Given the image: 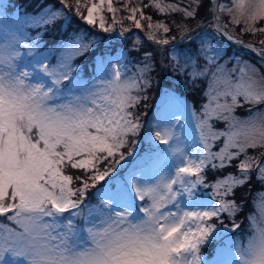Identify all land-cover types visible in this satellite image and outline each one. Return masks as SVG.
<instances>
[{"label":"snow or ice","instance_id":"snow-or-ice-1","mask_svg":"<svg viewBox=\"0 0 264 264\" xmlns=\"http://www.w3.org/2000/svg\"><path fill=\"white\" fill-rule=\"evenodd\" d=\"M147 7L193 20L204 7L214 29L176 23L187 43L161 71L194 89L202 84V98L197 109L165 93L164 123L150 135L167 145L160 151L171 163L151 175L126 166L139 154L144 125L134 110L153 86L155 53L133 63L123 49L102 51L85 79L76 61L106 37L68 31L79 20L100 33L121 25L124 37L125 21L143 30L147 20V40L169 45L156 37L172 29L152 23ZM229 24L264 36V0H40L33 12L0 0V264H221L202 248L241 228L237 189H251L253 178L264 187V39L245 45ZM49 28L67 33L49 50L55 63L39 51ZM217 37L254 53L259 67L239 57L232 68L220 63ZM141 43L137 36L134 49ZM173 106L188 113L187 129ZM209 172L224 175L209 181ZM200 188H211V197L201 198ZM253 205L258 217L248 215L247 235L227 264H264V191Z\"/></svg>","mask_w":264,"mask_h":264},{"label":"rangeland","instance_id":"rangeland-1","mask_svg":"<svg viewBox=\"0 0 264 264\" xmlns=\"http://www.w3.org/2000/svg\"><path fill=\"white\" fill-rule=\"evenodd\" d=\"M181 5H187L189 0H180ZM151 0H143L144 4H149ZM167 3H176L178 0H165ZM140 0H133V4H139ZM220 3L228 4L229 0H220ZM179 4V2L177 3ZM31 5L30 7H32ZM117 7H120V4L116 5ZM142 6V5H141ZM206 7V6H205ZM17 11L24 12V10L16 9ZM204 17H206V20L203 22V16H201L200 19L196 20V23H202L204 32H212L214 31L213 28L209 27L208 24V14L203 8ZM144 14L145 16H150L152 18V23L156 22H163L167 24L172 31L168 34H164L162 31L157 33V39L162 38H168L170 40L169 45H158L155 44L160 48L161 53V60L164 53V64L167 63V59H170L173 50L179 52L182 49L179 47L182 44H186V41H181L179 34L181 31L176 27V23H184L186 24L187 18H184L182 13H178V16L180 15L182 20L179 19V17L176 15V13L167 15L171 16L170 20L163 19L162 13H159L155 8L153 7H147L144 8ZM105 15H108L105 13ZM118 16H127V12H121L117 14ZM223 15V18H222ZM175 16V17H172ZM221 21L222 24L228 23V18L225 14H221ZM175 22V23H174ZM214 23V22H213ZM142 24L144 25L143 30L136 29L135 26L129 22L125 21L123 24L124 28H130L131 34L126 33L124 37H120L118 35V32L120 30L121 25H117V31L113 33H100L98 29L91 28V26H88L84 24L82 21L79 20H73L72 25L69 27L68 31L71 32L73 30L77 29H83L85 33L97 34V40H100L102 37H106V39L103 40V43H101L97 48H99V51H113V54H115L116 51H120L121 49L125 50L126 52L131 53L129 56V60H131L133 63L136 61H139L142 59L143 54H138L140 50V46L145 41V38L147 39V20H142ZM243 25L240 26H234L229 24L228 31L231 35L235 36L237 39L243 41L240 37L242 34L246 35V33L241 32V28ZM100 33V34H99ZM30 35H35L36 30H29ZM250 34V33H248ZM252 35V34H250ZM260 35V34H257ZM139 36L141 38L142 43L138 46L139 50L134 49V44L136 43V38ZM262 36V35H261ZM172 37H175L173 40ZM179 37V38H176ZM67 38V33H65L63 30H57L55 28H49L47 33L43 36V38L39 41V44L41 45L39 51L47 53L49 57V61L51 63H55L57 58V53L55 51H49L51 49H55L56 45L60 43L62 39ZM143 38V39H142ZM223 38V37H222ZM225 40V38H223ZM264 39V36L262 37ZM119 41L117 44L115 41ZM48 42V44H47ZM148 42L153 43L152 41L148 40ZM226 43L219 44L222 49L225 52V55L220 60V63L225 64L226 67L232 68L236 63V58L239 57L243 61H250L252 64H256L257 67L259 65L257 64L256 58H247L246 55L248 54V51L238 44H231L230 42L226 41ZM244 43V41H243ZM109 45L111 47H109ZM119 45V46H118ZM231 46V47H230ZM257 47H260V45H256ZM145 47L150 48L148 44L145 45ZM232 48V49H230ZM95 52H89L86 55L78 58L76 61L77 64L80 65L82 69V73L85 74V72L90 73V75L87 77L85 74V79H89L94 76L95 73V67L94 65L89 66L86 61H88L89 58H92L95 56V58L100 54ZM167 53V56L165 55ZM84 57H89L86 60H84ZM96 60V59H95ZM127 63V61H125ZM129 68L132 71H135V68L133 67L132 63H129ZM161 71V63L156 65ZM153 72L152 78H153V86L146 92L144 95H147V100H142L141 103L135 108V112L140 116L141 123L144 125L141 131V136L138 138L140 140V143L138 145L139 154L136 156L134 160H131L129 164L126 166L129 170H135L137 172H140L143 170L145 175H151L153 174L154 170H159L160 168L165 167L167 164L171 163V161L165 160L164 155L165 153L160 150H164L167 148V145L160 144L159 142L155 141L154 138L151 137L150 133L154 132L156 129V126L158 123L161 125L164 123V120L160 118V113L165 108L166 104L170 103L169 101H166L165 93H171L173 94L177 100L183 102H186L189 106H195L197 109H199L200 102L197 100H192L190 96L188 95V89H176V85L174 84L172 87L166 86V84H169L168 80H161V78H158V73ZM261 71H264V68L261 69ZM168 73V72H167ZM131 74V73H129ZM155 77V79H154ZM168 79L173 81V83H177V79L172 76H168ZM183 80V79H182ZM162 85V88H159V86ZM185 87V86H184ZM190 87V86H189ZM199 89L193 90L198 93L199 97L202 98V90L203 85L197 86ZM159 88V89H158ZM192 91V90H191ZM171 111H176L180 117H181V126L185 129H187L190 125L187 123L189 117L188 113L183 110L182 107H176L173 106L171 108ZM238 116H243L245 114V109H237ZM177 131H180V128H177ZM227 171L229 172H235V168H230ZM79 174V173H77ZM216 175L223 176L224 173L219 174H213L211 172L208 173L209 181L215 179ZM95 191V190H92ZM264 191V187L260 184L259 181H257L255 178L251 181V189H249V186L246 184L244 187L239 188L236 190L235 193V199L237 202L243 201L242 211L237 214L236 221L237 223H241V228L238 229L235 233L232 232H226L224 233L218 240L214 241L210 246H205L202 248V254L208 255L211 253V256L209 258H214L216 261L221 262V264H227L228 261L232 260L234 258L235 253V242L238 240H243L245 235H247L248 228H249V221L247 219L249 214H255L258 217L257 209L253 205V201L257 198V194L259 192ZM212 189H204L200 188L198 189V194L201 198L208 199L211 197ZM93 203L96 201L93 200ZM137 203H140L137 201ZM225 223H229V227H231L230 222L228 220H225Z\"/></svg>","mask_w":264,"mask_h":264},{"label":"trees","instance_id":"trees-1","mask_svg":"<svg viewBox=\"0 0 264 264\" xmlns=\"http://www.w3.org/2000/svg\"><path fill=\"white\" fill-rule=\"evenodd\" d=\"M178 2H179V4H181L180 3L181 2L180 0H178ZM178 2H176V3H178ZM3 3L4 4H12V5H15L16 9H21V10H24V11L26 10L28 12H33V11H35L36 6L40 3V0H3ZM31 5H33V6L30 7ZM205 6H206V4H205ZM203 8L204 7L201 8V10L199 12V15L196 17V19H194V20L193 19H188L187 20L186 25L188 26L189 29L197 28V25H201L202 24V23H196V20L200 19L201 16H203V22L206 20V17H204ZM176 15L178 16V13H176ZM172 17H175V16H172ZM178 17H179V19L182 20V18H181L180 15ZM162 18L163 19H166L168 21V20H170L171 16H167L166 14H164ZM222 18H223V15H222ZM180 36H181V33L179 34V37ZM179 37H176V38H179ZM262 37L263 36H261V35L253 36V35H250V34L247 33L246 35L242 34V36L240 38H242L246 42H250V43H253L255 45H259V40L262 39ZM217 40H218L219 44L226 43L225 40L222 37H217ZM115 42L117 44L119 41L116 40ZM47 44H48V42H47ZM147 44L149 46H151V47L150 48L145 47V45H147ZM184 46H185V44H182L179 48L180 49H184ZM160 48L161 47L156 46L155 43L148 42V40L145 38V41L140 46V50L137 53L138 54H143L144 52H153V53H155L156 65L159 64V63H161V66H162L164 64V62H165L164 61L165 59H164V53H163V57H162V60H161ZM230 49H232V48H230ZM92 52L99 53L100 51H99V48H96ZM246 57L247 58H252V57L253 58H256L257 56H255L254 54H247ZM87 58H89V57H84V60H86ZM95 59H96L95 56H93L92 58H89L88 61H86V63L89 66H91V64L93 66ZM166 61L168 62V59ZM94 67H95V65H94ZM156 72L158 73V78H161V80H168L169 82H171L169 84H166V86L172 87L175 84L176 85V89L178 87H179L178 89H183V90H187L188 89V95L190 96V98L192 100H197L199 102L201 101V98L199 97L198 93L195 92V91H193V90H196V89H199V90H201V89L198 88V87H196L194 89L192 87L185 86L183 84V80H182L183 77H181L179 80H177L178 81L177 83H173V81H171V80L168 79V76H170V75L167 72L160 71V69L158 67L156 69ZM172 77H174V76H172ZM154 79H155V77H154ZM162 87H163L162 85L159 86V88H162Z\"/></svg>","mask_w":264,"mask_h":264},{"label":"water","instance_id":"water-1","mask_svg":"<svg viewBox=\"0 0 264 264\" xmlns=\"http://www.w3.org/2000/svg\"><path fill=\"white\" fill-rule=\"evenodd\" d=\"M220 1V0H219ZM222 23V22H221ZM227 40V39H226ZM227 41H229V40H227ZM230 43H232V44H235V43H233L232 41H229ZM245 45H247V43H244ZM239 45V44H238Z\"/></svg>","mask_w":264,"mask_h":264}]
</instances>
